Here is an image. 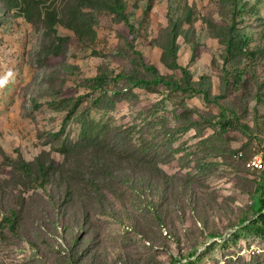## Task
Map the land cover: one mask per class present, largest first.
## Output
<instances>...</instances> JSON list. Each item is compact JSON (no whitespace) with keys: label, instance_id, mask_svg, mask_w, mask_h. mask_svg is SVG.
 Returning <instances> with one entry per match:
<instances>
[{"label":"rangeland","instance_id":"374dc122","mask_svg":"<svg viewBox=\"0 0 264 264\" xmlns=\"http://www.w3.org/2000/svg\"><path fill=\"white\" fill-rule=\"evenodd\" d=\"M243 1L245 18L239 17L238 25L257 50L245 62L249 83L209 105L199 94L185 97L165 85L150 92L117 80L130 64L123 51L131 36L110 16L99 17L95 50L59 28L60 35L71 37L65 54L39 60L43 25L25 20V0H0V80L5 81L0 84V264H75L70 254L75 245L77 264H184L195 250L200 255L209 249L213 239L199 264L250 260L264 251L260 233L234 236L252 205L250 193L236 185L238 176L255 174L217 155L224 147L236 152L252 142L264 160V0ZM147 3L127 0L129 21H140ZM150 3V17L133 47L170 74L161 60L169 1ZM61 4L43 0L42 7L60 11ZM173 5L190 8L192 22L184 27L198 46L190 61L191 44L181 34L178 60L194 79L211 75L218 95L225 72L221 27L232 23L230 1L173 0ZM79 96L81 105L60 133L62 106L51 103ZM221 101L228 109L234 103L248 129H230L223 140L213 127L181 129L182 112L189 124L199 120L194 109L219 113ZM57 132L59 137L52 136ZM18 159L30 164L28 175L13 165ZM38 165L45 166L41 174ZM92 180L96 183L88 185ZM66 194L69 206L62 203ZM16 202L21 225L10 234L3 218Z\"/></svg>","mask_w":264,"mask_h":264},{"label":"trees","instance_id":"16d2710c","mask_svg":"<svg viewBox=\"0 0 264 264\" xmlns=\"http://www.w3.org/2000/svg\"><path fill=\"white\" fill-rule=\"evenodd\" d=\"M148 3L144 8L142 18L138 22L129 21L126 15L127 0H62L61 10L58 11L54 7L50 6L44 11L42 5L43 0H25V10L23 17L25 20L31 24L39 26L43 25L45 40L42 44L41 51L39 53V60H43L42 57H58L65 54L68 48L71 37L70 35H60L59 28L65 29L71 32L79 44L85 47L93 48L95 50V43L97 41V31L96 27L99 22V17L101 15L110 16L111 23L119 24L123 23L128 28V33L130 34L129 42L127 43V49H124L126 57L129 59L130 64L127 68H124L121 73L116 77L117 80H124L131 86L140 87L150 92H155L160 85H165L171 91L181 92L185 97H192L199 94L203 97L207 104L215 105L220 100H227V94L231 90L237 88L246 87L249 83L248 80V70L245 66V62L249 59L253 60L257 54V50L250 48L249 38L243 28H240L238 23V18L244 20L246 13V4L243 0H229L230 8L228 13L232 14V23L227 27H221L223 30V39L221 41L222 50V60L224 61V76L222 77V83L220 86V93L215 95L213 89L212 76L208 74H202L198 79H194L192 73L189 70L187 64L180 62L178 60L180 55V45L178 43V38L181 34H184L187 41L191 44L192 55L190 61H194L196 58V53L198 46L194 45L195 36L194 34L190 37L188 36L189 28L184 27L185 22L191 21L190 8L187 6H174L173 0L169 1L170 9H168V18L170 20L169 26L167 27V43L162 47L161 60L166 68H169L173 73L167 74L160 71L156 64L146 62L141 55L140 50L134 49L133 41L136 38V33L139 32L140 28L144 25V20L149 19L151 10V1L147 0ZM130 49V50H129ZM46 60V59H44ZM177 70H181L182 75L176 74ZM96 81H98V86L101 87L102 77L97 76ZM82 97H69L67 99H61L51 103L50 107L58 108L62 106V129L60 133L63 132L64 127L69 123L71 118L75 115L77 109L81 105ZM220 107L218 109L219 113H212L209 111H204L201 109H194L199 120L187 123L186 118L187 112H182L181 117L183 122H179L182 126L181 129L193 128L199 130L200 132L206 128L213 127L216 129V134L219 138L223 140L222 134L230 129H248L247 125H243L238 117L237 108L234 103L230 102V107L228 109L225 103L221 101L218 104ZM192 109H190V117ZM181 119V120H182ZM180 120V121H181ZM132 129H135L134 127ZM54 137H59V132L53 133ZM215 138V133L212 135ZM68 141V139H66ZM67 146V143L64 144ZM254 145L252 142L246 143L238 151H233L228 147H224L222 152H217V155L221 156V159L228 165L241 164V167L245 170L254 172L255 177L251 178L249 176L241 175L238 176L237 187H244L250 197L252 198V205L249 207L253 209L252 215H247L249 212L247 210L244 215L241 216L239 222V228L235 233V237L245 236L251 231H256L264 237V167L262 169H251L247 166L250 159L258 153V151L253 150ZM13 165L17 169V166L21 168L26 175L29 174L30 164L21 159L13 162ZM235 166V165H234ZM44 165H38L40 174L43 173ZM159 172L166 178L169 177L164 174L161 170ZM44 183V177L42 180ZM42 183V182H41ZM42 183V184H43ZM69 183V182H68ZM96 183V180H92L88 183L91 185ZM69 191V189H67ZM69 198L66 194L64 200H62L63 205L69 206ZM22 208L18 206V202L14 203L10 208H8L6 216L3 218L4 224L8 225L11 229L10 234L17 232L21 225ZM249 221L245 224V222ZM244 225V226H243ZM9 236V235H8ZM215 238V234L211 235ZM214 244L209 246L203 253L208 252ZM201 253L196 258L197 251L195 250L188 258L184 264H199L202 258ZM71 260L77 264L78 260L75 257L78 256V245H75L70 250ZM78 259V257H77ZM178 264L180 260L177 261ZM224 264H264V251L259 253H254L250 260H246L239 256L235 258H229Z\"/></svg>","mask_w":264,"mask_h":264},{"label":"built area","instance_id":"2783aa9c","mask_svg":"<svg viewBox=\"0 0 264 264\" xmlns=\"http://www.w3.org/2000/svg\"><path fill=\"white\" fill-rule=\"evenodd\" d=\"M248 167L251 169H262L264 167V160L261 154H256L249 160Z\"/></svg>","mask_w":264,"mask_h":264},{"label":"water","instance_id":"95a60500","mask_svg":"<svg viewBox=\"0 0 264 264\" xmlns=\"http://www.w3.org/2000/svg\"><path fill=\"white\" fill-rule=\"evenodd\" d=\"M244 225H246V224H244ZM244 225H243V226H244ZM239 228H241V227H237V228H235L234 231L237 230V229H239ZM213 242H215V239H213V240H212L210 243H208L205 247L210 246V244L213 243ZM201 250H203V249H201ZM198 255H199V254H197V256H198ZM197 256H196V257H197ZM196 257H195V258H196Z\"/></svg>","mask_w":264,"mask_h":264},{"label":"clouds","instance_id":"9594fccd","mask_svg":"<svg viewBox=\"0 0 264 264\" xmlns=\"http://www.w3.org/2000/svg\"><path fill=\"white\" fill-rule=\"evenodd\" d=\"M10 75V74H9ZM5 81L4 80H0V84H3Z\"/></svg>","mask_w":264,"mask_h":264}]
</instances>
